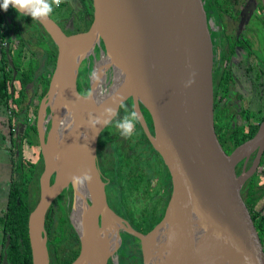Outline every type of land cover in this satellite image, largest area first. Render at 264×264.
Masks as SVG:
<instances>
[{
  "label": "water",
  "instance_id": "95a60500",
  "mask_svg": "<svg viewBox=\"0 0 264 264\" xmlns=\"http://www.w3.org/2000/svg\"><path fill=\"white\" fill-rule=\"evenodd\" d=\"M91 13L88 30L69 36L50 17L35 20L57 54L35 119L43 171L39 199L27 221L32 264H49L45 216L68 187L71 224L80 242L71 264H107L121 246V231L138 240L142 264H264L261 240L241 196L264 151V119L251 139L234 148L215 128L213 41L206 0H91ZM95 48L112 73L108 89L98 98L92 94V73L91 96L77 89L81 64ZM5 53L14 68L8 45ZM117 96L124 103L131 100L141 117L140 106L147 112L153 134L143 117L140 123L170 174L164 213L146 234L110 209L96 164L98 138L108 124H97L94 118L103 119L106 106H121L119 100L112 104ZM47 105L48 131L42 119ZM60 119L64 130L57 134ZM24 128L23 123L18 126L20 135ZM255 151L253 165L238 173V163H246ZM85 171L92 181L74 186L71 177ZM104 224L111 226L112 242L102 237ZM3 262L8 264L6 255Z\"/></svg>",
  "mask_w": 264,
  "mask_h": 264
},
{
  "label": "trees",
  "instance_id": "16d2710c",
  "mask_svg": "<svg viewBox=\"0 0 264 264\" xmlns=\"http://www.w3.org/2000/svg\"><path fill=\"white\" fill-rule=\"evenodd\" d=\"M219 1L220 0H206L207 8H215V6H218ZM85 2L86 0H82L84 13L80 12V19L84 18L86 15L90 16L85 29V31H87L92 22V13L90 0L88 5L85 4ZM2 23V19L0 18V30L2 29L0 38L1 41L4 42L8 33L4 30V27V29L2 28ZM16 30L23 35L21 38L22 47L27 43L29 52H31L30 48L34 49L35 47H40L41 51L37 53L31 52L33 58L29 59V63L22 65V47L15 50L10 49L9 54L12 56V54L15 53L16 55V61L15 59L13 60L14 68H11L6 58L5 47H1L2 59L0 60V73L2 76L0 78V91L4 90V96L7 98V105L9 104L12 106L14 110L18 108V111H20V109H26L28 112L29 109H32V114L34 116H28L27 114L24 116L25 118L22 121L25 125L24 133L23 135L17 133V135H15L16 138H13V142L18 147L16 152L17 163L15 165V174L17 177L10 186L7 208L0 219L3 242L0 247V258H2L5 251L8 264H32L27 233V221L29 214L38 201V177L42 169H40L37 164L22 160L21 146L19 144L25 140L27 144L32 145L33 135L38 139L36 124L35 122L34 124L30 123V116L35 118L38 105L34 107L32 102H30L28 105L24 106L27 99L26 85L31 82H33L36 87V84H43L44 90L38 95V101L45 96L50 75L55 65L57 52L55 46L48 47L39 37H37V40L43 42V47L35 46L34 43L37 41L34 36L35 32L29 25H24L22 30L18 28ZM31 33L32 36L29 35ZM47 67H50L49 76H45ZM13 69L16 71V76L14 78ZM224 76L229 78L228 75ZM228 78L225 79L224 77L222 82L214 86V79L216 81V78L212 74L214 109L217 110L215 113V120L221 117L224 119V123H217L215 121V128L218 134L234 148L254 136L259 124L264 119V107L262 110H259L257 114L246 110L242 111L240 114L246 118H244L245 125L233 126L231 122L234 119L235 111H233L232 107H230L227 102L224 104L219 102L224 98H228ZM16 83L19 87L18 89L15 88ZM9 85H12V93L8 91ZM219 88H223V94L220 95V98L217 100ZM16 93L18 95L17 98L14 97ZM36 93L37 91L34 92V94ZM9 100H11L10 103ZM121 107H123L124 110L125 107L129 110V107L125 104ZM124 114H127V112L125 111ZM27 117H29V119H27ZM134 134L137 136L138 131H135ZM10 136H14L12 132ZM116 137H118V135L115 136L114 139H116ZM139 137L140 141L137 143L138 145H128V149L132 151L131 154L127 153L128 151L125 150L124 143L112 139L111 142H109L108 155L104 157L105 161L99 162V167L105 177V179L102 180H106L107 182L106 197L109 207L126 220L134 230L146 234L162 218L171 192V181L167 167L158 153L153 149L143 131H140ZM15 140H19V144H16ZM125 143L128 144L129 141H125ZM99 153L100 151L98 155ZM261 163L260 167L263 165V161H261ZM256 176L258 175L255 174L246 181L241 191V196L260 238V235L262 236L264 232V217L258 212L257 204L264 197V186L256 182ZM151 180H155L154 185H151ZM139 187H141L140 195L147 201L139 210H131L127 205L128 199L132 195L133 190ZM54 205L56 206L54 207ZM53 209H57V211L47 215V232L51 240H53L52 243L61 244L68 232L71 231V234H73L72 228L68 222L70 207L66 208L64 205L55 201L51 207V210ZM120 233L124 239L121 253L126 257L129 255V251L132 250L136 255L137 264H142L141 251L139 245H136L138 240L125 232L121 231ZM56 254L58 256H55L57 264H71L77 258L78 249L73 250V253L67 255L65 249L61 247L60 250H56Z\"/></svg>",
  "mask_w": 264,
  "mask_h": 264
},
{
  "label": "flooded vegetation",
  "instance_id": "af4514ba",
  "mask_svg": "<svg viewBox=\"0 0 264 264\" xmlns=\"http://www.w3.org/2000/svg\"><path fill=\"white\" fill-rule=\"evenodd\" d=\"M0 2H2V0H0ZM74 2L76 5V11L74 12L69 11L68 16L67 15L64 16L62 20H60L61 22L52 18V14L50 16V18L60 27L62 32L68 36L70 34H68L65 31V29H63L61 24H63L66 29H69V28L73 29L75 27L77 32L73 34H78V33H82L85 31H78L77 26L87 24L88 19H90V16L88 15L80 19V12H83L84 10L82 0H63V2L58 8H54V11L58 12V11L67 10L69 5H72V3L74 4ZM248 3L250 5L249 8L251 7L250 9H246L248 6ZM85 4L88 5L89 0H86ZM207 9H208V19L210 22V29H211V35H212V41H213L212 74L216 78V81L214 79V86H217L220 82H222L224 77L225 79L228 78L227 76H224V75L229 76L228 78V83H229L228 98L227 99L224 98L219 102H221V104H224L225 102H227V104H229L230 107H232L233 111H235L234 119L231 122L233 126L234 125H237V126L245 125L244 120L246 118L244 116H241L240 114L242 111L246 110L254 114H257V112L259 110H262L264 107V0H222V1L220 0L218 6H215V8L208 7ZM245 10L247 11L245 14H243ZM0 16L3 22L2 28L4 27L5 29L4 28L3 29L8 33V36L5 37L4 42H2L0 38V53H1V47L3 48L5 47V50H6V47L8 45V56H9V59L12 61L13 66H14V61H13L14 54L13 56H11L9 54V50L10 49L15 50V49H18L19 47H22L21 38L23 37V35L16 30L17 28L22 30L24 25H29L31 29L35 32L37 37L41 38L44 41V43L48 45V47L54 46L50 37L47 35L44 29L41 26H39L40 24L38 22H36L35 20H32V18L28 16H25V15L23 16L22 14L17 13V11L13 9L11 6H9L7 11L0 9ZM1 30H0V33L2 32ZM15 38H17V41H15L16 40ZM35 40H36V37H35ZM28 49H29L28 45L27 43H25V46L22 47V54H21V61L23 62V65L25 64L24 60L27 61L26 62L27 64L29 62V59L33 58L32 55H30L31 58H29L28 54H31V52L37 53L41 51L40 47H35L34 49L30 48L31 52H29ZM95 51H97V48H95ZM23 52L26 53V57L25 55H23ZM0 59H2V55ZM46 71L47 72H45V76H49L48 67ZM79 79H80V71H79L77 84H78ZM31 83L26 85V93L30 92L33 98H38V95H40L41 92L44 90V85L36 84L37 85L36 87L34 83L33 85H31ZM77 89H78V85H77ZM36 91L37 93L34 94V92ZM222 94H223V88H219V96L217 97V100L220 98V95ZM39 104L40 103L38 102V108H39ZM124 104L129 107L128 111L134 110L133 103L131 100L126 101ZM121 106L118 110V115L115 117V119H120L124 115H126L124 114L125 110ZM38 108H37V111H38ZM216 111L217 110H215V113ZM140 112L147 125L148 131L151 134H153V126H152L149 115L141 106H140ZM36 116H37V113L35 115V119H36ZM216 122L224 123L223 117H221L220 119H217ZM35 123H36V120H35ZM113 123H115V120H113L110 124H108L105 127L107 129L106 133L104 132L105 130L104 128V130L101 132L98 138V143H97L96 164L98 166V169L100 171V176L102 179H105V177L103 176V173L99 167L100 166L99 162L105 161L104 157H106L109 152V149H108L109 142H111V140L113 139V140H119L120 143H124V144H125V141H129L128 145L129 144L135 145L139 143L140 141V137H139L140 131H143V133L145 134V131L141 123L138 122L136 124V130H135V131H138L137 136L134 134L130 138L122 137L119 134V131L116 129L115 124L113 125ZM49 127H50V124L48 122L46 124V131H48ZM117 135L118 137L114 139L115 136ZM37 146L39 149V142ZM99 151L100 153L98 155ZM128 151H130V149H128ZM256 153L257 151L252 153L246 163L244 161H240L238 163L237 165L238 173H241L244 166H245V169L247 170L253 165ZM261 161H263V165L261 167H263L264 169V151L261 155L257 170L255 172V174L257 175H258L257 173L258 169L260 168V165L262 164ZM30 163H33V162H30ZM33 164H37L39 168L42 169L39 174V177H40L43 171V161L40 155V149H39V160ZM260 173H262V175L264 176V170L263 172H260ZM39 177H38V183H39ZM53 180H54V175L51 177L50 181L52 182ZM103 182L105 183V194H106V183L107 182L106 180H103ZM259 183L264 186V177H263V181ZM70 192H71V195H70ZM69 196H71V199L69 198ZM38 199H39V185H38ZM55 201H57L61 205H64L66 208L68 206L71 208V205H72L71 187H68L67 189H65L61 193V195H59L53 201V203L49 207L46 213V216H45L44 229H45V233L47 237L46 246H47V251H48L49 264H57L55 261L56 260L55 258L58 257L56 254V250L58 249L60 250L61 247L65 249L67 255L73 253V250L75 249H78V254L80 252V242L71 224V219H70L71 209L68 214V222L72 228L73 234H71V231L68 232L65 235V238L61 244L52 243L53 240H51V238L49 237V234L47 232L46 221H48L47 215L51 214V212L54 213L57 211V209L51 210V207L53 206ZM106 201H107V197H106ZM262 201L263 203H260L261 208L259 210H258L259 203L257 204V210L260 213V215L264 217V197ZM55 206L56 205H54V207ZM120 236L122 240L121 246L119 247L115 255L112 258L108 259L107 264H137L136 255L132 252V250L129 251V255L126 257L123 255H120L121 248L123 247V240H124L121 233H120ZM260 239H261V243L264 249V232L262 233V236L260 235ZM137 244L139 245V249H140L139 242H136V245ZM0 253H1V250H0Z\"/></svg>",
  "mask_w": 264,
  "mask_h": 264
},
{
  "label": "clouds",
  "instance_id": "9594fccd",
  "mask_svg": "<svg viewBox=\"0 0 264 264\" xmlns=\"http://www.w3.org/2000/svg\"><path fill=\"white\" fill-rule=\"evenodd\" d=\"M63 0H2L0 2V9L7 11L9 6L17 11V13L31 16L32 20H45L51 16L54 11V7L58 8ZM192 81H190L191 83ZM88 97L91 96V93L87 94ZM119 100L120 104H124V98L117 96L113 99L112 104H115L116 101ZM119 104L116 107L111 105L106 106L103 110V119L100 117L94 118L95 123L100 125L110 124L113 120H115V127L119 131L120 135L125 138H130L134 135L136 130V124L140 122L141 115H138L135 110L128 111L125 107V111L127 112L120 119H115L118 115L117 109L119 108ZM71 181L74 186L83 185L85 182H91L92 176L89 172H82L80 175H73L71 177Z\"/></svg>",
  "mask_w": 264,
  "mask_h": 264
},
{
  "label": "crops",
  "instance_id": "0c3cea01",
  "mask_svg": "<svg viewBox=\"0 0 264 264\" xmlns=\"http://www.w3.org/2000/svg\"><path fill=\"white\" fill-rule=\"evenodd\" d=\"M1 58V53H0ZM1 60V59H0ZM1 65V64H0ZM2 74L0 73V78ZM12 85H9L8 91L12 93ZM15 88H19L17 83L15 84ZM16 89V90H17ZM17 93L15 94V98H17ZM26 105L30 103V100L33 98L30 92L26 93ZM7 98L4 96V90L0 91V200L2 201V209H0V219L4 215L7 204H8V196L10 191V186L13 181L16 180L17 175L15 174L16 169L15 165L17 163V146L13 142V138L15 136H10L12 128L18 126L24 120V116L27 114L31 115L32 109H29L28 112L26 109H13L12 106L6 103ZM11 100H9L10 103ZM32 105L34 106V98L32 99ZM21 107V106H20ZM29 119V117H27ZM22 146L21 144H19ZM23 148V147H22ZM4 206V207H3ZM1 228H0V242H2L1 237ZM2 246V244H1ZM0 246V247H1Z\"/></svg>",
  "mask_w": 264,
  "mask_h": 264
},
{
  "label": "rangeland",
  "instance_id": "374dc122",
  "mask_svg": "<svg viewBox=\"0 0 264 264\" xmlns=\"http://www.w3.org/2000/svg\"><path fill=\"white\" fill-rule=\"evenodd\" d=\"M69 11H76V5H75V2H74V4L72 3V5H69V7H68V9L67 10H63V11H53V13H52V18H54V19H56V20H58V21H60V20H62V18L64 17V16H68V12ZM61 22V21H60ZM26 23H28V22H26ZM62 25V27H63V29H65V31L68 33V34H73V33H75V32H77L76 31V28L74 27L73 29H66L65 27H64V25L63 24H61ZM86 27H87V24H85V25H80V26H77V29H78V31H85V29H86ZM28 30V29H27ZM34 33V32H33ZM30 36H32V33L31 34H29ZM34 36L36 37V40H37V35L34 33ZM16 40L15 41H17V38H15ZM39 42V43H38ZM43 42L42 41H39V40H37L36 41V43H34L35 44V46H42L43 47V44H42ZM23 55H25V57H26V53H24L23 52ZM22 55V56H23ZM31 54H28V57L29 58H31V56H30ZM12 56H13V54H12ZM16 58V55H15V53H14V59ZM92 56H90V57H88L87 59H85V60H83V62H82V64H81V67H80V79H79V81H78V90H79V92H80V94H82V95H84V94H87L88 93V85H89V78H88V76H89V74H90V65H91V63H92ZM15 61H16V59H15ZM26 62L27 61H25L24 60V63L26 64ZM21 63H22V65H23V62L21 61ZM29 63V62H28ZM24 64V65H25ZM21 67V66H20ZM48 70H50V67H48ZM47 72V71H46ZM88 81V82H87ZM81 83V84H80ZM38 102L40 103V101H38V99L37 98H34V107H36L37 105H38ZM255 108H257V107H255ZM31 115H33L32 113H31ZM34 116V115H33ZM33 116H30V123L31 124H34V122H35V118L33 117ZM115 123H113V125H114ZM19 126V125H18ZM18 126H15V128H18ZM111 126V125H110ZM109 126V127H110ZM106 131H107V129L105 128V130H104V132L106 133ZM17 135V134H16ZM16 138V137H15ZM121 140V139H120ZM32 141H33V144L32 145H29V144H27V142L24 140V141H22L21 142V155H22V160L23 161H26V160H28L29 162H33V163H35V162H37L38 160H39V149H38V146H37V142H38V139H36V137L33 135V137H32ZM119 141V140H118ZM15 142H16V144H19V140H15ZM23 147V148H22ZM124 147H125V150L126 151H128V144H124ZM127 153H129V154H131L132 153V151H128ZM263 167H260L259 169H258V175L259 176H256V182H261V181H263V175H262V173H260V172H263ZM27 171V170H26ZM155 180H151V185H154L155 184V182H154ZM1 188V187H0ZM140 189H141V187H139L138 189H134L133 190V193H132V195L129 197V199H128V202H127V205H128V207L129 208H131V210H133V209H137V210H139V208H141L142 206H144V204L146 203V201L147 200H144L143 199V197L140 195ZM263 200V199H262ZM260 201L259 202V205H258V210L261 208V206H260V203H263V201ZM4 207V206H3ZM0 209H2V201L0 200ZM0 228H1V224H0ZM3 242H0V246H1V244H2ZM1 250V249H0ZM3 252V251H2ZM120 255H123L124 256V254L123 253H120ZM4 256H5V251H4V255L2 256V258H0V264H4V262H3V258H4ZM7 256V255H6ZM7 262H8V260H7Z\"/></svg>",
  "mask_w": 264,
  "mask_h": 264
},
{
  "label": "bare ground",
  "instance_id": "6f19581e",
  "mask_svg": "<svg viewBox=\"0 0 264 264\" xmlns=\"http://www.w3.org/2000/svg\"><path fill=\"white\" fill-rule=\"evenodd\" d=\"M73 51L75 55L80 54L79 46L74 47ZM91 56L93 58H92V63L90 65V70H91L90 74L92 73V75H94L93 80H92V94L94 97L98 98L101 93L103 94L108 89L111 83L112 73H111L110 67H108V60L104 58L103 55H101V51H95L93 52ZM43 114H42V116H44V118H42L43 127L45 129L46 124L50 121L48 119L49 118V105L44 106ZM63 130H64V127H62V121L60 119L57 121L56 133L60 134V132L61 131L63 132ZM89 216L91 217V214H89ZM90 221L92 222L93 220H90ZM103 231L105 232V234L102 237H106L105 239L106 242L113 240L112 233H111L112 231L111 226L104 224ZM97 241L100 244L104 243V241L101 240L100 238H98Z\"/></svg>",
  "mask_w": 264,
  "mask_h": 264
},
{
  "label": "built area",
  "instance_id": "2783aa9c",
  "mask_svg": "<svg viewBox=\"0 0 264 264\" xmlns=\"http://www.w3.org/2000/svg\"><path fill=\"white\" fill-rule=\"evenodd\" d=\"M11 132L13 133V135L15 136L18 133V128H12Z\"/></svg>",
  "mask_w": 264,
  "mask_h": 264
}]
</instances>
